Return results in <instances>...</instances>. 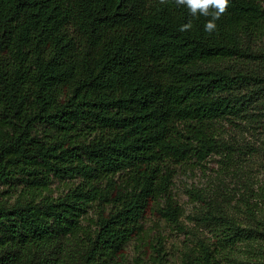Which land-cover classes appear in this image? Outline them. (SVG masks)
<instances>
[{"label": "trees", "instance_id": "obj_1", "mask_svg": "<svg viewBox=\"0 0 264 264\" xmlns=\"http://www.w3.org/2000/svg\"><path fill=\"white\" fill-rule=\"evenodd\" d=\"M208 19L174 0H0V264H65L71 245L81 264H126L130 246L171 264L146 225L188 234L179 170L264 156L228 130H264V0H230L212 34ZM189 193L208 230L193 264H264V180L246 221Z\"/></svg>", "mask_w": 264, "mask_h": 264}, {"label": "rangeland", "instance_id": "obj_2", "mask_svg": "<svg viewBox=\"0 0 264 264\" xmlns=\"http://www.w3.org/2000/svg\"><path fill=\"white\" fill-rule=\"evenodd\" d=\"M240 128H229V133L241 145L251 144L264 148V130L257 124ZM235 140V139H234ZM245 148V147H243ZM264 156L260 154L242 156L232 165H227L221 156L212 157L205 165L204 170H195V167H183L179 170L173 186V192L183 210L181 224L186 232H180L177 228L167 224L158 217H151L146 225L153 235L161 234L165 239L168 259L171 264H193L195 243V228L201 233L208 234L204 227L197 226L195 214L201 209L195 202L190 191L205 189L214 208L244 219L245 214L241 208L242 196L248 190V186L264 180ZM67 183L55 181L51 193L58 195L66 190ZM239 205V207H238ZM65 264H81L82 250L71 245L65 249ZM133 249L129 247L126 264H134Z\"/></svg>", "mask_w": 264, "mask_h": 264}, {"label": "clouds", "instance_id": "obj_3", "mask_svg": "<svg viewBox=\"0 0 264 264\" xmlns=\"http://www.w3.org/2000/svg\"><path fill=\"white\" fill-rule=\"evenodd\" d=\"M174 2L178 7L185 6L189 14L194 18H199V16L211 17V19H208L204 24V31L208 34H212L217 27L215 22L226 12L230 0H174ZM191 26V23L183 24L180 27V31L185 32L189 30Z\"/></svg>", "mask_w": 264, "mask_h": 264}]
</instances>
